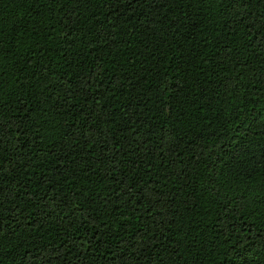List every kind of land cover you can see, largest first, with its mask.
<instances>
[{"label": "trees", "instance_id": "obj_1", "mask_svg": "<svg viewBox=\"0 0 264 264\" xmlns=\"http://www.w3.org/2000/svg\"><path fill=\"white\" fill-rule=\"evenodd\" d=\"M0 264H264V0H0Z\"/></svg>", "mask_w": 264, "mask_h": 264}]
</instances>
